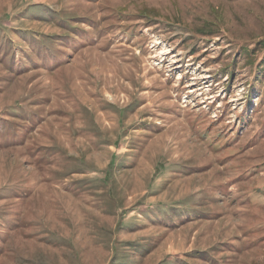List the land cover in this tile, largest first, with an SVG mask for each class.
I'll use <instances>...</instances> for the list:
<instances>
[{"label":"rangeland","instance_id":"obj_1","mask_svg":"<svg viewBox=\"0 0 264 264\" xmlns=\"http://www.w3.org/2000/svg\"><path fill=\"white\" fill-rule=\"evenodd\" d=\"M260 42L264 0H0V264H264Z\"/></svg>","mask_w":264,"mask_h":264},{"label":"trees","instance_id":"obj_2","mask_svg":"<svg viewBox=\"0 0 264 264\" xmlns=\"http://www.w3.org/2000/svg\"><path fill=\"white\" fill-rule=\"evenodd\" d=\"M258 45H264V42H260V43H258ZM259 68L264 70V58H263L262 62L260 63Z\"/></svg>","mask_w":264,"mask_h":264}]
</instances>
